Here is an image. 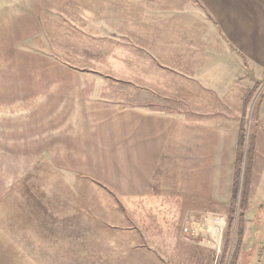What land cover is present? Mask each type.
I'll use <instances>...</instances> for the list:
<instances>
[{
    "label": "crops",
    "instance_id": "1",
    "mask_svg": "<svg viewBox=\"0 0 264 264\" xmlns=\"http://www.w3.org/2000/svg\"><path fill=\"white\" fill-rule=\"evenodd\" d=\"M0 2L16 61L39 67L6 79L9 138L42 144L39 159L126 203L151 195L153 209L223 205L202 180L184 187L175 155L182 134L198 154L209 130L221 141L235 129V149L242 107L264 71V0Z\"/></svg>",
    "mask_w": 264,
    "mask_h": 264
},
{
    "label": "rangeland",
    "instance_id": "2",
    "mask_svg": "<svg viewBox=\"0 0 264 264\" xmlns=\"http://www.w3.org/2000/svg\"><path fill=\"white\" fill-rule=\"evenodd\" d=\"M7 18L0 16V21L5 24ZM7 36L0 31V264H219L222 256L223 264H231L240 215L242 235L234 264H264V71L256 74L255 85L251 86L254 89L242 107L245 143L252 139L254 151L246 207L241 210L236 206L226 247L235 129H222L221 141L214 130H209L207 144L198 146V154L195 138L182 134L175 155L176 168L182 164V172L187 173L180 178L184 187L194 190L198 187L195 183L202 180L207 183L208 195L218 189L215 195L223 200L222 206L153 209L151 195L143 206L135 199L126 203L127 199L98 180L63 171L55 162L39 159L42 144H31L29 138L15 142L17 138L7 136L8 118L15 113L9 110L14 103L9 101L6 79L39 68L17 62ZM128 102L137 104L139 99L133 96ZM30 118L41 119L39 113ZM243 170L242 166L235 177L238 206ZM204 172L207 177H203ZM168 179L174 183L180 180ZM217 218L222 222L219 250L207 251L209 238L203 239V247L198 241L203 234L214 237V227L219 230L221 225L215 223ZM187 226H191L193 235L183 232ZM198 247L210 253L198 255Z\"/></svg>",
    "mask_w": 264,
    "mask_h": 264
},
{
    "label": "trees",
    "instance_id": "3",
    "mask_svg": "<svg viewBox=\"0 0 264 264\" xmlns=\"http://www.w3.org/2000/svg\"><path fill=\"white\" fill-rule=\"evenodd\" d=\"M242 122H244L243 117L240 119V126L238 130V137H237V142L235 145V158L233 162V179H232V187H231V195L229 198V203L228 207L229 212H228V224H227V232L225 234V246L227 247V244L229 242V232L230 229L232 228V221L234 219V214H235V208L236 206L239 207L241 210H243L246 207V202H247V187L249 185V177H250V171H251V163H252V157H253V151H254V145H253V140L248 139L247 145L245 143V133L244 129L242 128ZM245 155V159L243 160V157ZM243 160V162H242ZM242 166H243V177L244 183H243V188H242V194H241V203L238 206L237 203V194H238V184L235 185V177L241 173L242 171ZM239 221V232L237 234V245L235 248V254H233V260L231 264H234L236 261V256H238L237 252L239 250L240 246V240H241V227L243 223V216L240 215L238 217ZM225 249L223 251V255L225 254ZM223 256L219 260V264H223Z\"/></svg>",
    "mask_w": 264,
    "mask_h": 264
},
{
    "label": "built area",
    "instance_id": "4",
    "mask_svg": "<svg viewBox=\"0 0 264 264\" xmlns=\"http://www.w3.org/2000/svg\"><path fill=\"white\" fill-rule=\"evenodd\" d=\"M215 223L216 224H221V225H220L219 230H218L217 226L214 227L216 229L214 237H210L208 234H203V235L200 236L199 241H198L201 247L205 246V245H203V239H205V238H207V239L209 238L208 241L213 242V246H210L209 248H207V251H218L219 250L220 237H221V233H222V222H221V219L217 218L215 220ZM187 225H189V223ZM190 227L187 226V227H185L183 229V232L187 236L193 235V231L191 230Z\"/></svg>",
    "mask_w": 264,
    "mask_h": 264
},
{
    "label": "bare ground",
    "instance_id": "5",
    "mask_svg": "<svg viewBox=\"0 0 264 264\" xmlns=\"http://www.w3.org/2000/svg\"><path fill=\"white\" fill-rule=\"evenodd\" d=\"M207 245L213 246V242H211V244H210V243H208Z\"/></svg>",
    "mask_w": 264,
    "mask_h": 264
}]
</instances>
